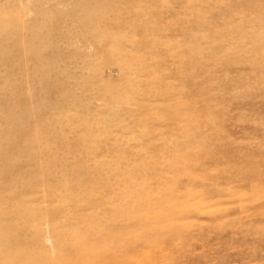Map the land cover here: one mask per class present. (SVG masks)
<instances>
[{
	"label": "rangeland",
	"instance_id": "obj_1",
	"mask_svg": "<svg viewBox=\"0 0 264 264\" xmlns=\"http://www.w3.org/2000/svg\"><path fill=\"white\" fill-rule=\"evenodd\" d=\"M0 264H264V0H0Z\"/></svg>",
	"mask_w": 264,
	"mask_h": 264
}]
</instances>
